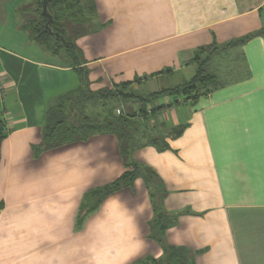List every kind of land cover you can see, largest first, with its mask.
I'll list each match as a JSON object with an SVG mask.
<instances>
[{"label": "crops", "instance_id": "obj_1", "mask_svg": "<svg viewBox=\"0 0 264 264\" xmlns=\"http://www.w3.org/2000/svg\"><path fill=\"white\" fill-rule=\"evenodd\" d=\"M37 1L0 33V264H135L163 247L185 264H264V0H84L77 67L31 40ZM202 62L209 91L174 94ZM81 91L91 119L132 116L128 162L114 134L37 154L49 110ZM129 94L148 100L143 122ZM128 164L132 186L84 215L86 194Z\"/></svg>", "mask_w": 264, "mask_h": 264}, {"label": "trees", "instance_id": "obj_2", "mask_svg": "<svg viewBox=\"0 0 264 264\" xmlns=\"http://www.w3.org/2000/svg\"><path fill=\"white\" fill-rule=\"evenodd\" d=\"M41 1L36 2L35 14L39 12L40 21L34 20L32 28L29 24L25 26V29L29 33L32 41L43 46L48 51L58 53L61 50L66 51L74 56V66L79 65L78 57H76V47L72 42V36L76 37L83 33V26L88 21L87 17L90 15V10L93 9V5L86 6L84 0H52L48 5V13L51 15L52 22L49 29L52 33L58 34L62 37L61 40L56 39L55 36L50 35L45 30L47 19L43 17L41 13ZM71 20V26H81L75 29L72 35L66 30L59 27L62 26V22L66 23ZM68 25V26H70ZM40 27V28H39ZM248 38L238 42L243 43ZM204 62H202L197 70L194 78L174 90V94L188 95L191 98H195L202 93L205 94L209 91V85H212L213 78L205 74L203 69ZM84 83V80L82 79ZM82 91L77 93L68 94L59 99L58 104L49 110L46 116V123L43 130L42 143L36 150L37 154L43 151L59 148L65 145L86 142L95 135L114 134L123 140L128 147L123 148V155L129 157V151L131 144L134 141V136L137 133L138 127L132 122V116L116 117L110 110L105 120L98 121L91 119L84 115L81 103L84 101ZM126 99L138 101L142 108L139 111L141 117L145 119L148 112L145 110V104L148 102L145 98L136 97L133 95H125ZM135 117V116H134ZM143 129V128H142ZM145 130V129H143ZM5 136V122L2 117V110L0 105V141ZM126 138V139H125ZM127 142H126V141ZM128 148V149H127ZM141 170L134 164H128L127 170L111 184L100 188L90 190L84 199L81 210L84 215L93 213L100 205L105 196L122 188L131 187L137 176L141 173ZM161 219V215L158 216ZM158 224V223H157ZM157 239L158 236L155 234ZM161 243V240H157ZM162 245V244H161ZM165 256L160 260H154L152 258H146L135 264H185L184 257L173 248L163 247Z\"/></svg>", "mask_w": 264, "mask_h": 264}, {"label": "rangeland", "instance_id": "obj_3", "mask_svg": "<svg viewBox=\"0 0 264 264\" xmlns=\"http://www.w3.org/2000/svg\"><path fill=\"white\" fill-rule=\"evenodd\" d=\"M32 3H33V0H0V33L2 34V36L8 32L7 28L10 29L9 26L7 27L6 25H4V24L8 23L10 15L14 16L18 7H20V6L28 7V5H30ZM33 7H35V6H32V8ZM27 20H28L27 24H29L32 28H37L38 26H36V25L33 26V22H34V20L40 21L39 12H37V14H34V16L30 17ZM71 23H72L71 20L69 22H66V23L62 22V24H61L62 26L59 25V27L61 29H66L71 35L76 28L77 29L79 28V31L82 30L81 26L72 27L70 25ZM68 25H70V26H68ZM10 30L12 32L14 29H10ZM24 35L26 36V34H24ZM3 40H5V38H3ZM29 46H31V48L34 50V52L31 53V56H30L33 59H37L35 57H39V59H38L39 61L52 62L55 64H57V63L65 64L67 61V58L63 56V55H66L64 53H63V55H60L59 58H55V57L51 56L49 53L42 52L41 51L42 49H40V47H38L36 45L29 44ZM145 91H146V89H145ZM121 146L126 147L127 144L123 140H121ZM126 162H128V158H127ZM153 186H154V184H153Z\"/></svg>", "mask_w": 264, "mask_h": 264}, {"label": "water", "instance_id": "obj_4", "mask_svg": "<svg viewBox=\"0 0 264 264\" xmlns=\"http://www.w3.org/2000/svg\"><path fill=\"white\" fill-rule=\"evenodd\" d=\"M51 1H52V0H42V1H41V13H42L43 17L46 18V19L48 20L47 23H46V25H45V30H46V32H48L50 35L55 36L56 39L61 40L62 37H60L58 34H54V33H52V32L50 31V29H49V26H50V24H51V22H52V18H51V15L48 13V5L50 4Z\"/></svg>", "mask_w": 264, "mask_h": 264}, {"label": "built area", "instance_id": "obj_5", "mask_svg": "<svg viewBox=\"0 0 264 264\" xmlns=\"http://www.w3.org/2000/svg\"><path fill=\"white\" fill-rule=\"evenodd\" d=\"M4 98H5V89L0 86V105L3 104ZM114 115L116 117H123L124 116V114L120 110H116ZM139 119H140L141 122L144 121L142 117H140Z\"/></svg>", "mask_w": 264, "mask_h": 264}]
</instances>
